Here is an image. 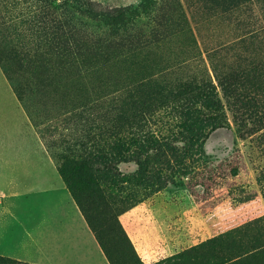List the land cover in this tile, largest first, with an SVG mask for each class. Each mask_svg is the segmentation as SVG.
<instances>
[{
  "label": "rangeland",
  "instance_id": "obj_1",
  "mask_svg": "<svg viewBox=\"0 0 264 264\" xmlns=\"http://www.w3.org/2000/svg\"><path fill=\"white\" fill-rule=\"evenodd\" d=\"M49 2L56 18L73 28L70 43H74L67 47L82 51L98 43L112 48L104 42L109 30L104 16L127 9L128 17L135 9L128 33L153 40L147 47L152 59L174 70L171 79L209 75L215 83V69L246 71L264 63V0ZM41 12L39 0H0V193L65 186L56 157L65 147L77 149L87 140V127L101 123L103 113L110 110L108 97L100 99L97 94L107 90L104 86L119 83L130 68L113 57L105 62L98 56L102 60L95 63L93 57L91 65L77 74L82 84L71 97L80 105L72 111L70 97L57 83L40 88L39 94L23 88L19 99L14 89L19 76L10 73L14 79H9L6 57L27 54L53 65L54 58H63L61 63L66 59L57 54V47L62 49L69 35L64 39L53 32ZM154 29L158 35L149 36ZM66 72L58 73L65 78ZM76 73L75 68L72 74ZM168 113L161 110L155 118H147L145 130L150 135L140 141L145 151L123 134L106 138L114 145L108 148L118 170L112 179L116 184L112 190L119 196L117 209L135 207L123 221L127 230L153 233L157 260L204 238L222 247L264 231V128L246 138L236 137L231 115L225 111L230 127L195 139L179 135L177 118Z\"/></svg>",
  "mask_w": 264,
  "mask_h": 264
},
{
  "label": "trees",
  "instance_id": "obj_2",
  "mask_svg": "<svg viewBox=\"0 0 264 264\" xmlns=\"http://www.w3.org/2000/svg\"><path fill=\"white\" fill-rule=\"evenodd\" d=\"M39 2L41 14L48 19L49 28L61 38H64V34L69 35V39L62 42V49L57 47V54L66 59L61 63L63 58H54L53 65L41 60L42 57L32 59L27 54L12 53L6 57L5 70L9 79L13 78L10 73L19 76L14 83L19 99H22L23 88L28 87L30 93L34 91L39 94L42 91L40 88L48 89L57 83L70 97L68 110L72 111L80 105L71 97L72 93H79L82 84L77 74L91 65L93 57L94 63L102 59L108 62L113 57L120 64L130 66L128 74L122 76L119 83L114 82L111 88L108 84L104 86L107 90H100L97 94L98 98L108 97L110 101V110L103 113L101 123L89 125L86 129L87 140L79 143L77 149L65 147L56 157V162L66 189L107 262L143 264L118 219L128 208L117 209L116 206L119 196L112 190L116 186L112 179L118 170L112 149L108 148L109 145L114 148V145L106 138L123 134L130 137V141L141 151H145L140 141L150 135L145 130L147 118H155L161 110L169 111L170 116L177 118L178 134L181 136L201 139L217 129L230 127L226 121V111L231 115L236 137H249L264 128V63H257L258 66L246 71L233 68L217 72L215 69V83L209 75L171 79L169 76L174 70L152 59V51L147 47L153 40L147 37L142 41V38L128 33V23L137 13L135 9L129 11L128 17L124 13L127 9L115 10L104 16L109 27L104 42L112 48L98 43L82 51L78 47H67L74 43H70L73 28L56 18L51 2ZM150 33L151 37L158 35L156 29ZM75 68L77 73L72 74ZM64 70H67L65 78L58 73ZM117 94H120L118 101ZM83 119L92 120L91 117ZM95 129L97 131L90 134ZM135 156L138 158V152ZM0 264L30 263L0 256ZM151 264H264V231L258 235L240 237L220 248L209 238Z\"/></svg>",
  "mask_w": 264,
  "mask_h": 264
},
{
  "label": "crops",
  "instance_id": "obj_3",
  "mask_svg": "<svg viewBox=\"0 0 264 264\" xmlns=\"http://www.w3.org/2000/svg\"><path fill=\"white\" fill-rule=\"evenodd\" d=\"M134 209L119 216L123 226ZM124 227L143 264L157 261L154 234L144 230L135 234ZM0 256L30 264H109L63 185L0 193Z\"/></svg>",
  "mask_w": 264,
  "mask_h": 264
}]
</instances>
